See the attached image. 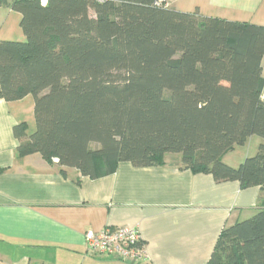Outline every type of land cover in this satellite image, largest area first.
<instances>
[{
  "label": "trees",
  "instance_id": "1",
  "mask_svg": "<svg viewBox=\"0 0 264 264\" xmlns=\"http://www.w3.org/2000/svg\"><path fill=\"white\" fill-rule=\"evenodd\" d=\"M23 40H0V98H34L35 129L15 126L19 157L97 179L120 162L165 164L259 186L255 214L226 225L207 264H264V25L183 12L167 0H0ZM80 182V180H78Z\"/></svg>",
  "mask_w": 264,
  "mask_h": 264
},
{
  "label": "crops",
  "instance_id": "2",
  "mask_svg": "<svg viewBox=\"0 0 264 264\" xmlns=\"http://www.w3.org/2000/svg\"><path fill=\"white\" fill-rule=\"evenodd\" d=\"M167 1L183 12L198 9L205 16L264 25V0ZM20 20L19 12L0 7V40L25 39ZM262 66L264 75V57ZM27 99L0 98V264H207L222 229L256 212L259 186L217 182L212 174L184 168L178 154H167L160 166L123 161L97 179L74 168L64 175L56 160L38 153L19 157L15 126L26 122L29 133L36 126L34 100L25 106ZM263 142L251 136L224 161L238 166ZM108 226L137 228L147 259L89 253L86 232Z\"/></svg>",
  "mask_w": 264,
  "mask_h": 264
},
{
  "label": "built area",
  "instance_id": "3",
  "mask_svg": "<svg viewBox=\"0 0 264 264\" xmlns=\"http://www.w3.org/2000/svg\"><path fill=\"white\" fill-rule=\"evenodd\" d=\"M85 245L87 251L95 255L116 257L130 262L147 259L141 233L135 227L108 226L99 231H87Z\"/></svg>",
  "mask_w": 264,
  "mask_h": 264
},
{
  "label": "rangeland",
  "instance_id": "4",
  "mask_svg": "<svg viewBox=\"0 0 264 264\" xmlns=\"http://www.w3.org/2000/svg\"><path fill=\"white\" fill-rule=\"evenodd\" d=\"M33 96L32 95H30V99H27L26 101H25V106H33ZM178 156H179V159H181V155L180 154H178Z\"/></svg>",
  "mask_w": 264,
  "mask_h": 264
}]
</instances>
